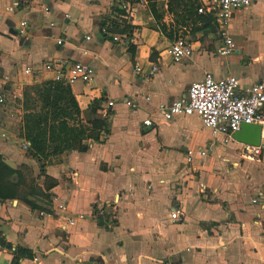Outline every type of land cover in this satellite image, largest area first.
Returning <instances> with one entry per match:
<instances>
[{"label": "crops", "instance_id": "obj_1", "mask_svg": "<svg viewBox=\"0 0 264 264\" xmlns=\"http://www.w3.org/2000/svg\"><path fill=\"white\" fill-rule=\"evenodd\" d=\"M112 5L0 0V264H13L16 248L37 258L19 264H264V126L261 155L249 160L246 146L232 140L236 145L226 149L224 137L213 139L199 118L167 122L160 111L205 73L234 76L241 89L264 84V0L235 12L230 56L216 55L221 41L211 23L208 34H192L194 54L180 64L167 57L171 41L159 32L146 31L141 44L133 40L132 55L125 37H103L99 21ZM133 18L137 25V14ZM63 62L94 69L92 84L70 88L82 118L95 100L100 109L113 103L109 133L101 142L83 141V151L52 157L41 174L16 134L21 118L12 104L25 86L53 79L47 65ZM154 62L157 73L145 79ZM145 120L152 125L143 127ZM199 149L207 157L186 164V151ZM59 204L84 219L66 226ZM100 208L107 215L95 218ZM175 209L184 218L172 222Z\"/></svg>", "mask_w": 264, "mask_h": 264}, {"label": "built area", "instance_id": "obj_2", "mask_svg": "<svg viewBox=\"0 0 264 264\" xmlns=\"http://www.w3.org/2000/svg\"><path fill=\"white\" fill-rule=\"evenodd\" d=\"M196 9L197 15L206 17L211 21L217 30L221 45L216 50V55L219 57L230 56L235 45L229 35V26L236 11L249 8L252 5V0H197ZM44 11L48 13L45 7ZM66 18H68L66 16ZM27 23L21 24L19 33L24 35ZM102 35L110 37L114 42L119 40V36L107 33L105 28L100 29ZM89 40V38H86ZM62 41L57 42L61 45ZM167 57L174 64H180L185 60L192 58L194 49L192 43L181 36V33L171 42L170 46L165 51ZM47 69H53L54 76L52 81L63 83L67 86L79 82L84 85L92 84L95 77V72L92 66L81 63H66L63 62L59 66L47 65ZM135 71L141 73V68L136 67ZM158 71V62L151 64L145 79H151ZM24 73L31 74V70L27 68ZM4 83H8V77L3 78ZM22 99V94L19 100ZM5 103V95L0 94V106ZM125 105L135 110L137 105L132 101H125ZM113 106L112 102L107 103V108L98 110V114L102 119L109 120L111 114L109 108ZM163 119L167 122L172 121L176 117H192L199 118L203 126L210 132L213 139L217 136L224 137L223 142L228 143L233 140V134L238 132L242 124H255L264 126V84L255 83L247 88L241 89L238 78L234 76L216 78L211 73H205L201 81L192 83L186 94L171 102L168 106L160 107ZM143 127H150V120L143 121ZM104 138V136L102 137ZM29 144L24 143L23 148L27 149ZM246 150L250 153L246 154L249 160L258 159L261 155V147L249 148ZM250 150V151H249ZM207 150H187L185 153V162L190 165L194 159H204L207 157ZM201 193L205 194L206 189L201 187ZM252 203H256L253 201ZM56 211L62 214V218L68 227L74 226L79 220H83V215L71 216L66 204H59ZM41 216L43 214H40ZM105 208H100L95 211L93 216L100 218L106 216ZM184 218V212L180 209H175L170 213L172 222L180 221ZM264 231V224L262 225ZM33 262L37 258L32 259Z\"/></svg>", "mask_w": 264, "mask_h": 264}, {"label": "trees", "instance_id": "obj_3", "mask_svg": "<svg viewBox=\"0 0 264 264\" xmlns=\"http://www.w3.org/2000/svg\"><path fill=\"white\" fill-rule=\"evenodd\" d=\"M144 1L148 4L151 15L155 20L160 21L161 17H157L156 2L164 0ZM167 1L171 11L174 4L181 8L180 16L176 15V25L185 29L189 24L192 34L197 32L208 34L213 30L209 19L197 15V0ZM159 25L158 32L171 42L181 32L177 33L173 26L164 23ZM111 31H108V33L125 37L129 42L127 48L132 55L133 44L126 38L124 30H119L115 26ZM103 37L107 38L106 35H103ZM30 91L29 95L24 93V116L20 138L29 144L27 153L40 164L39 171L41 174L44 173V167L52 157L66 151H83L85 149L82 144L83 141L92 139L101 142L100 139L109 133V120L102 119L98 114L101 100H95L93 105L88 108L86 119L85 115L84 118L81 117L80 109L69 86L49 80L35 84ZM3 168L8 173H14L8 168ZM10 247L8 246L9 249ZM33 257L29 251L16 248L12 262L13 264H19L18 260L20 258L32 260Z\"/></svg>", "mask_w": 264, "mask_h": 264}, {"label": "rangeland", "instance_id": "obj_4", "mask_svg": "<svg viewBox=\"0 0 264 264\" xmlns=\"http://www.w3.org/2000/svg\"><path fill=\"white\" fill-rule=\"evenodd\" d=\"M156 12H157V17H161L160 21H157V19L155 20V18L151 15L150 8L146 3V1L144 0H113V5L109 7V10L106 13H104V15L101 17L99 21V27H100L99 29L104 27L108 33V31L112 32L111 30H113L115 26H117L119 30H124V34L125 36H127L126 38L128 40H130L131 42L133 40H136V42L140 41L141 44L143 43V38H144L143 33H145L146 31L158 32V26H160L159 24L164 23L169 26H173V28L177 30V33L181 31L180 32L181 36L184 37L185 39L191 41L195 39V37L190 32L189 24L185 29L183 27H180L179 25H176V15L180 14L181 8H179L174 4L172 6V11H171L169 9V3L167 0L157 1ZM172 13L174 17L172 16ZM136 14H137V18H136L137 25L133 24V21L135 20L133 16ZM143 16L149 17V19L146 18L141 19ZM163 37H164L163 35L162 36L159 35V39L163 40ZM204 41H206V39L203 40V43L207 42ZM164 51H166V49ZM245 55H249V54L246 53ZM240 64L241 63L238 62L236 65H240ZM34 85L35 84L25 86L23 90L22 99L16 101V104H12L15 109V114L18 116V118H21L19 123L17 122L18 127L17 125L16 127L13 126V128L15 127V131L18 137L22 135V125H23V116H24L23 100L25 98L24 93L25 95H29L30 94L29 92H31L30 89L33 88ZM17 110L19 111L18 113L16 112ZM87 112L88 110L84 113L86 119H87ZM219 143L222 144L221 141ZM234 145L236 144L229 142L226 145H224V147L226 149H232Z\"/></svg>", "mask_w": 264, "mask_h": 264}, {"label": "water", "instance_id": "obj_5", "mask_svg": "<svg viewBox=\"0 0 264 264\" xmlns=\"http://www.w3.org/2000/svg\"><path fill=\"white\" fill-rule=\"evenodd\" d=\"M262 127L255 124H242L238 132L233 134V140L249 148L262 146Z\"/></svg>", "mask_w": 264, "mask_h": 264}]
</instances>
